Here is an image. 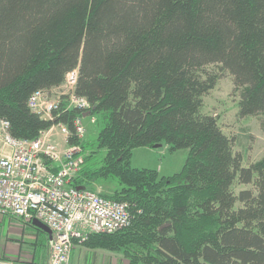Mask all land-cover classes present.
Returning a JSON list of instances; mask_svg holds the SVG:
<instances>
[{
  "label": "trees",
  "instance_id": "obj_1",
  "mask_svg": "<svg viewBox=\"0 0 264 264\" xmlns=\"http://www.w3.org/2000/svg\"><path fill=\"white\" fill-rule=\"evenodd\" d=\"M209 66L242 90L240 117L264 114V0H0V118L16 139L60 123L73 131L77 111L45 121L28 101L78 70L76 94L100 123L105 154L86 159L74 186L112 179L124 188L110 199L132 217L85 245L127 246L133 264H264V158L244 167L218 119L202 113L217 83ZM156 145L188 151L179 174L132 168L134 150ZM236 183L253 189L235 195ZM23 222L50 257L47 234Z\"/></svg>",
  "mask_w": 264,
  "mask_h": 264
},
{
  "label": "built area",
  "instance_id": "obj_2",
  "mask_svg": "<svg viewBox=\"0 0 264 264\" xmlns=\"http://www.w3.org/2000/svg\"><path fill=\"white\" fill-rule=\"evenodd\" d=\"M78 77V70L66 75L64 85L56 88L62 91L59 98L52 94L54 89L39 90L28 101L30 111L45 121H55L62 111H77L73 131L60 123L35 140L16 139L9 121L0 118V216L36 220L48 227L53 236L49 264H69L76 245L132 224L128 203L74 186L86 162L85 121L96 123L92 114L83 117L92 108L76 94ZM72 138L76 143L70 144Z\"/></svg>",
  "mask_w": 264,
  "mask_h": 264
},
{
  "label": "rangeland",
  "instance_id": "obj_3",
  "mask_svg": "<svg viewBox=\"0 0 264 264\" xmlns=\"http://www.w3.org/2000/svg\"><path fill=\"white\" fill-rule=\"evenodd\" d=\"M205 72L209 75H215L217 83L204 96L202 113L218 119L223 133L232 141L234 154L241 155L244 167H250L264 158V114L245 118L240 117L239 101L242 90L235 86L234 78L229 73L221 71L219 66H209L205 69ZM61 93L60 89L52 91V94L57 98L60 97ZM85 125L87 134L84 138V144L87 143L88 146L93 147L92 149H84L86 159L92 157L97 162V159L104 157L105 154L104 151L97 147V138L101 126L99 121L95 124L85 121ZM187 157L188 151L181 150L171 153L167 145H163L159 149L139 148L132 153L131 166L134 169L141 168L140 170L149 168L148 170L158 172L160 178H170L182 171ZM123 188L124 186H120L110 178H101L92 183L89 189L102 196L114 199L122 196L121 191ZM251 189H253V186L236 183L233 187V192L235 195H238L241 191ZM24 224L25 222L19 219L0 216V227L3 226L5 238L8 239L7 241L4 239L1 243L0 260L4 262L8 261L7 263L11 262V264H22V262L27 264L31 261L34 241L31 238L32 236H30L32 233L30 231L31 228L24 230ZM9 229L15 232V234L9 235ZM17 238L21 240H12ZM98 250H103L117 256L121 255L119 256L121 257V264H133L130 260L131 250L127 246L122 251L117 252L104 249ZM137 264L143 263L139 261Z\"/></svg>",
  "mask_w": 264,
  "mask_h": 264
},
{
  "label": "crops",
  "instance_id": "obj_4",
  "mask_svg": "<svg viewBox=\"0 0 264 264\" xmlns=\"http://www.w3.org/2000/svg\"><path fill=\"white\" fill-rule=\"evenodd\" d=\"M54 89H56V88H54ZM143 169H149V168H143ZM11 225H13V224H11ZM30 231L32 232L30 235V236H32L31 238H33L32 240L34 242L38 243L39 242L38 240H40L42 238V234H38L37 231H35L34 229H30ZM8 234L14 235L15 232H13L9 229ZM5 236L6 235H5V231H4L2 241L4 239H6V241L8 240L7 238H5ZM47 239L49 241V244H51L52 241L50 240L49 235H47ZM12 240L20 241L21 239L19 240V238H17V239H12ZM52 240H53V236H52ZM31 253H32L31 261L27 264H32V263L49 264L48 253L47 254L45 253V255H43L42 253L39 252L37 247H34L33 251ZM112 255H114V254L103 251V250L91 248L90 246L76 245L75 248L73 249L72 253H71L69 264H121V257H119L121 255H119V256L114 255L113 257H112ZM23 257H25V256H23ZM13 258H15V257H13ZM21 261H23V260H21ZM22 264H25V262H22Z\"/></svg>",
  "mask_w": 264,
  "mask_h": 264
},
{
  "label": "water",
  "instance_id": "obj_5",
  "mask_svg": "<svg viewBox=\"0 0 264 264\" xmlns=\"http://www.w3.org/2000/svg\"><path fill=\"white\" fill-rule=\"evenodd\" d=\"M91 114H92L91 112H87V113H85V114L83 115V117L86 118L87 116H90ZM161 147H162V145H156V146L153 147V149H159V148H161ZM85 189H86L85 187H79V188H78V190H85ZM32 224H33L36 228L42 230V231L45 232L47 235H49L50 240L52 241V232L48 229V227H46V226L43 225L41 222L36 221V220H34V221L32 222ZM51 243H52V242H51Z\"/></svg>",
  "mask_w": 264,
  "mask_h": 264
},
{
  "label": "bare ground",
  "instance_id": "obj_6",
  "mask_svg": "<svg viewBox=\"0 0 264 264\" xmlns=\"http://www.w3.org/2000/svg\"><path fill=\"white\" fill-rule=\"evenodd\" d=\"M84 141V140H83ZM8 217V216H7ZM10 218V217H9ZM8 262V261H7ZM11 263V262H10Z\"/></svg>",
  "mask_w": 264,
  "mask_h": 264
}]
</instances>
